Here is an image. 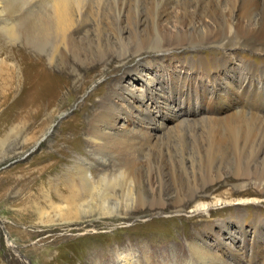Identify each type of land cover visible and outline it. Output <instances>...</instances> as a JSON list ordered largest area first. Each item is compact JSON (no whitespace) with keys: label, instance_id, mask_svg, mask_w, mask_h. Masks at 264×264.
<instances>
[{"label":"bare ground","instance_id":"6f19581e","mask_svg":"<svg viewBox=\"0 0 264 264\" xmlns=\"http://www.w3.org/2000/svg\"><path fill=\"white\" fill-rule=\"evenodd\" d=\"M0 32L14 44L21 40L35 48H50V64L67 65L69 55L75 52L77 55L84 46L95 47L100 62L107 60L108 51L112 54L119 48L121 63L149 51L163 54L175 49L199 51L198 61L192 62L189 68L193 70L198 66L205 73L203 77L213 85L220 77L227 89L212 90L210 94L205 86L195 83L202 90L194 102L204 104L210 94L209 99L216 97L215 103L219 106L210 109L208 114L196 115L194 111L196 116H192L171 104L150 64L135 65L132 71L136 76L127 85L115 86L109 98L97 96L100 98L98 106L88 116L84 127L99 170L85 159H79L66 170L64 179L71 199L76 198L83 206L97 201L103 211L108 210L112 200L122 205L137 204V210L148 206L163 214H168L170 204L178 212L190 205L193 210H201L207 206L196 202L197 199L206 197L210 186L215 187L225 179L227 168L236 181L235 188L245 190L254 185L264 192V115L259 111L264 104L255 100L236 102L235 106L220 102L227 93L239 96L240 85L260 92L261 86L264 87V74H260L255 65L238 62L229 55L212 58L207 64L201 53L216 47L249 49L253 54H264L261 46L264 43V0H0ZM246 41L252 42L254 47ZM25 59L27 69L41 73L31 77V91H36L46 79L59 80L44 70L40 59L27 56ZM163 59L159 63L164 64ZM211 64L216 77L210 74ZM176 78L180 77L176 75ZM184 96L187 100V95ZM177 99L182 97L177 95ZM156 105L170 116L171 125H167L166 120L161 121L164 114L159 113ZM256 106L259 109H255ZM185 128H190L192 134L202 132L206 139L204 156L200 159L204 167L201 171L206 175H202V184L195 181L189 187H185L182 174L195 170L193 160L186 158L184 149L176 156L163 146L165 138L171 134L181 136ZM110 157L116 162L112 173L106 172ZM118 188L123 193L121 201L113 194ZM148 191L152 194L151 200L147 198ZM176 218L170 219L175 221ZM219 225V231L206 228L214 236L212 241L198 235V240L187 243L188 256L182 264H234L232 259L236 264L240 261L241 264H264L261 233L264 222L257 220L251 235L243 227L235 231L223 223ZM115 258L118 264L140 263L132 252L118 251Z\"/></svg>","mask_w":264,"mask_h":264},{"label":"rangeland","instance_id":"374dc122","mask_svg":"<svg viewBox=\"0 0 264 264\" xmlns=\"http://www.w3.org/2000/svg\"><path fill=\"white\" fill-rule=\"evenodd\" d=\"M4 37L0 32V264H118L115 258L118 251L132 252L140 261L138 264H182L188 256V242L198 240V235L210 241L214 239L207 227L219 231V224L223 223L235 231L243 227L251 235L257 220L264 222V192L254 185L245 190L235 188L236 181L229 174V168L222 182L210 186L206 197L197 199L196 202L206 204L203 210H193L190 205L178 212L170 204L168 214H163L148 206L137 210V204L122 205L112 200L108 210L103 211L97 201L83 206L68 195L65 172L79 159L93 163L96 171L99 170L84 127L88 116L98 106L100 98L97 96L109 98L115 86L127 85L136 76L132 71L135 65L150 64L171 104L190 115L194 111L196 115L208 114L210 109L218 108L216 97L210 100L209 95L219 88L227 90L220 77L217 78L219 87L218 83H208L198 66L193 70L189 68L192 62L198 61L199 51L175 49L164 54L149 51L121 63L119 48L112 54L108 51L107 60L100 62L96 48L84 46L77 55L76 52L69 55L68 64L63 65L49 63L50 48H35L21 40L14 44ZM245 43L254 47L250 41ZM261 46L264 47V43ZM201 53L207 64L212 58L229 55L238 62L255 65L259 73L264 74L263 53L216 47ZM26 56L40 59L44 70L59 80L46 79L36 91H31V77L41 73L26 68ZM161 59L164 64L159 63ZM209 70L212 76H217L212 64ZM198 82L210 90L204 104L194 102L202 90L195 84ZM238 89L239 96L227 93L220 102L235 106L236 102L255 100L264 104L263 86L260 92L249 91L241 85ZM177 95L182 99H177ZM220 106L224 107L221 103ZM259 108L255 109L264 115V105ZM157 110L164 114L161 121L166 120V124L171 125L170 116L161 111L159 105ZM183 131L184 135L171 134L165 138L163 148L176 156L184 149L186 158L193 160L195 170L182 174L185 187H189L196 182L202 184V175H206L201 171L206 139L202 132L192 134L190 128ZM113 159L109 158L108 173H112L116 163ZM146 162L143 159V164ZM113 194L121 201V188ZM147 198L153 199L149 191ZM171 217L179 218L173 221ZM261 233L264 239V226ZM100 252L105 255H99ZM231 262L236 264L234 259Z\"/></svg>","mask_w":264,"mask_h":264}]
</instances>
